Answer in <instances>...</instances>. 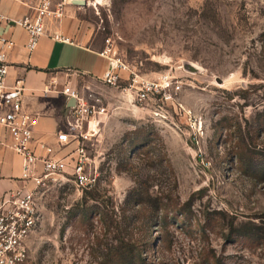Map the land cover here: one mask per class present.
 Instances as JSON below:
<instances>
[{"label":"rangeland","instance_id":"374dc122","mask_svg":"<svg viewBox=\"0 0 264 264\" xmlns=\"http://www.w3.org/2000/svg\"><path fill=\"white\" fill-rule=\"evenodd\" d=\"M85 1L79 16L97 48L109 41L141 75L171 73L183 89L174 102L152 98L143 108L121 87L81 79L85 100L106 108L86 142L98 183L81 191L71 169L46 181L28 264H98L97 236L111 234L100 214L90 224L89 209L119 219L148 178L154 195L177 206L156 263L264 264L259 236H241L260 231L264 217V0ZM191 116L203 120L197 139ZM142 127L151 131L148 153L130 146Z\"/></svg>","mask_w":264,"mask_h":264},{"label":"built area","instance_id":"2783aa9c","mask_svg":"<svg viewBox=\"0 0 264 264\" xmlns=\"http://www.w3.org/2000/svg\"><path fill=\"white\" fill-rule=\"evenodd\" d=\"M72 0H38L33 15L19 18L6 16L0 8V24L6 21L23 27L28 33L27 47L34 50L43 35L48 31L47 24L58 21L65 15L66 6ZM64 42H72L69 37L55 35ZM101 55L109 61V67L101 80L109 87H121L122 91L131 93L136 105L143 108L149 105L150 99H158L162 103L174 102L183 89V82L171 73H159L157 77L141 75L138 69L125 62L113 50L107 41ZM14 41L0 35V124L12 137L11 147L23 157V179L32 183V187H24L6 193L0 198V264H28L30 257L29 238L42 222L43 214L38 202L39 190L48 179L61 175L71 169L75 182L81 191L93 188L98 183V169L90 171V156L86 142L92 139L89 132L91 119L105 113L106 108L88 102L80 94L78 88L71 84L64 86L62 92L70 103L66 113V126L56 133L61 145L77 141L76 148L68 155L59 157L53 154V148L45 147V154H38L33 147L35 117L23 110L22 98L25 91L23 79L14 83L8 82L9 64L8 50ZM186 70V69H185ZM189 73L188 70H186ZM196 69L193 72L196 73ZM126 81V84L121 85ZM72 99H75L72 103ZM87 125V128H86ZM193 138L201 137L203 120L191 116L189 120Z\"/></svg>","mask_w":264,"mask_h":264},{"label":"crops","instance_id":"0c3cea01","mask_svg":"<svg viewBox=\"0 0 264 264\" xmlns=\"http://www.w3.org/2000/svg\"><path fill=\"white\" fill-rule=\"evenodd\" d=\"M37 5L38 0H0L2 12L10 18L33 15ZM79 10V6L68 4L62 19L48 22L47 33L32 51L27 47L29 36L23 27L6 21L0 24V35L14 41L8 50V82L24 80L22 105L36 120L33 147L38 154H45L44 145L53 148V154L59 157L76 148L77 141L61 145L56 135L65 129L71 101L62 90L67 84L78 88L81 79H101L110 65L101 55L103 48L94 45L91 29L79 16ZM56 34L69 37L72 42L57 39ZM11 143L9 131L0 124V198L11 191L32 187L23 179V157ZM28 243L31 249L32 235Z\"/></svg>","mask_w":264,"mask_h":264},{"label":"trees","instance_id":"16d2710c","mask_svg":"<svg viewBox=\"0 0 264 264\" xmlns=\"http://www.w3.org/2000/svg\"><path fill=\"white\" fill-rule=\"evenodd\" d=\"M145 130L146 128L142 127L133 132L135 136L130 143L132 151H145L151 144V131ZM150 150L145 152L148 153ZM169 168L174 175L172 165L169 164ZM150 181V178L142 180L131 189L121 208L122 216L119 219L115 215L117 214L115 210L89 209L90 224L93 225L95 215L100 214L102 228L109 230L108 234H111L109 240L105 242L97 236V244L103 248L97 252L98 264H158L152 257L168 246V227L173 221L170 212L177 206L174 205L171 209L161 196L154 195L151 190L153 184ZM83 202L87 203V199L85 198ZM259 230L251 234L241 233V236L258 235L264 243V217Z\"/></svg>","mask_w":264,"mask_h":264},{"label":"water","instance_id":"95a60500","mask_svg":"<svg viewBox=\"0 0 264 264\" xmlns=\"http://www.w3.org/2000/svg\"><path fill=\"white\" fill-rule=\"evenodd\" d=\"M73 5H77V6H84L86 5V1L85 0H73L72 1ZM223 81L222 79L219 78V82ZM75 99H72V103H74Z\"/></svg>","mask_w":264,"mask_h":264},{"label":"bare ground","instance_id":"6f19581e","mask_svg":"<svg viewBox=\"0 0 264 264\" xmlns=\"http://www.w3.org/2000/svg\"><path fill=\"white\" fill-rule=\"evenodd\" d=\"M222 82V81H221ZM223 82H224V80H223ZM89 132H90V129H89ZM91 133V132H90Z\"/></svg>","mask_w":264,"mask_h":264}]
</instances>
